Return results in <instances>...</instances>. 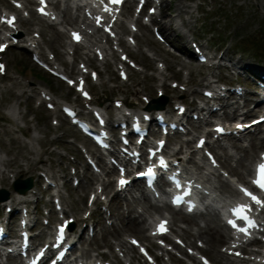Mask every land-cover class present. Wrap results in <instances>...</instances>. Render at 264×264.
<instances>
[{
    "label": "rangeland",
    "instance_id": "obj_1",
    "mask_svg": "<svg viewBox=\"0 0 264 264\" xmlns=\"http://www.w3.org/2000/svg\"><path fill=\"white\" fill-rule=\"evenodd\" d=\"M176 1L177 0H164L165 11L168 14V20L165 21L167 26L170 25V15L175 13ZM185 3L192 6L193 17L191 22H187L188 25L183 26L181 32H186L189 36L192 35L194 41H197L198 39L210 51L213 50L215 54L218 52L219 55L224 54L234 60L242 57V63L264 69V0H186ZM8 6H10V4H8ZM64 25H66V23H64ZM35 26L38 25L29 26V28L25 30V37H32L36 34L32 33ZM167 31L169 30L167 29ZM143 32L145 37L140 35L137 39L141 51H138L136 47L127 51L129 56L139 64L138 66L143 68V70L135 71L134 69L129 68V78L127 81L119 79L114 67L115 64L110 62L109 64L106 63L102 66H98L96 61H93L91 66H96L95 69L99 72V82L97 84L89 81V89L93 94L95 103H99V105H102L103 107L107 105V109H109L112 100L115 97L127 98V100L132 101L135 104H141V94H145L150 98L155 97L157 84L159 83L160 78L159 75L156 76L158 73L156 70L159 68L158 64L161 63L163 66L171 65L162 74V78H165V82L161 79L165 95L168 97L167 103L173 95H177V99L179 97L181 98L180 100H184L186 103L190 101L189 94H186L185 92L182 93L177 88L172 89L170 87L172 80L184 83L183 80L188 77L187 74L190 75L187 88L195 89L196 91H194L193 94L199 96L202 89L208 87L206 83L211 81L213 77L208 75L209 71L206 66L196 64L191 60L192 58L189 57L190 55L187 56V54H190L189 43L187 41L176 36L175 33L169 35V38L174 40V45L186 52V55H182L177 59V57L170 54L168 50H164L161 44L152 37L149 28L145 27ZM39 35L42 39L40 46L42 57L47 58V51L49 50H51V53L53 52L55 56L57 54L58 57L61 46L57 42L51 45L47 43L50 32H47L46 34L39 32ZM64 36L67 37V33H65ZM244 43L251 44L248 45V51L242 49L241 45ZM63 51H65V49ZM79 56L83 55L75 54L74 65H69L68 68H65L67 70L71 69V71L74 72V70H76V63H78V60L80 59ZM157 59H160L161 61H158ZM57 60L58 63L64 64L62 56ZM4 61L7 65V72L5 75L0 76V157H15L12 153H6L8 146L2 144V141L4 140L7 144L10 142L11 135L4 134L3 130L4 128L16 127L8 118L10 114L17 115V113H15L16 111L21 112L19 116L20 118L17 119V124L19 125V128H21V131L16 132L15 135L22 141L28 140L32 136H38L39 139L44 141V143L37 144V147L39 149H46V152L41 155L34 171L24 172L17 175L15 171L9 172L7 180L2 184L5 187L2 188L12 192V184L17 178L26 179L31 177L34 186L36 185L38 189L42 191L43 183H40L42 181H40V178L38 177L39 173L43 171L52 172L58 177L59 184L60 182L64 183L61 186V193L63 201L66 200L68 202L67 208L69 209V213L81 214L86 207V198L91 189H93L87 188L82 190L80 187L84 183V180L78 187H73L72 185L71 171L74 166V159L78 158L80 163L85 164V161L77 148V145H82L81 136L75 127L60 119V116H58L60 114L58 110H47L43 104L38 105L37 103L39 101L34 98L38 96L39 88L45 89L46 91L49 90L55 101L60 100L69 103L73 100L78 101V94L74 89L68 87L59 79L50 76L34 64L31 61L29 53L22 48H9L4 55ZM183 61L187 66L181 64ZM190 65H193V70H190ZM217 73H219V77H224L225 79L230 80L231 85L240 83L250 91V83L247 78L245 79L241 75L237 77L222 68L214 70L213 74L216 75ZM135 88L137 89V92L135 91ZM241 104H243L242 99H239V103H230L229 113L232 115L234 106H239ZM14 108L17 110L15 111ZM239 110H241V112L244 111L243 108ZM252 115L249 116V118L253 117ZM54 119L58 124L55 125ZM192 143L193 142H190L189 147ZM239 144L249 148V142L246 140H243ZM229 151L234 155V157L229 160V166L234 167L236 166V157H243V153L233 146L229 148ZM257 153L258 152H256V154ZM20 161L22 162L21 159ZM225 168H227V166H225ZM63 173L66 175V178L61 180ZM90 173H88L87 176H90ZM37 195L40 198V202L37 204L36 208H38L39 225H41V217H43L46 211H40V207H44V205L52 207L51 194L50 192H42ZM9 197L10 200L14 196L9 193ZM102 198L103 197L101 196L98 199L102 200ZM80 200H83V203H81ZM119 200L120 199L118 198L111 201V207H115L113 208V212L116 209L126 212V206L123 202L116 207V202ZM30 207L34 213L36 210L34 204L31 203ZM2 210L3 208H0V212H2ZM136 210L140 211L141 209L137 207ZM94 218H96V215ZM112 219L115 224L108 226L102 217L98 215L99 223H102V226H105V231L102 230L101 233L98 232L88 244L83 246L84 250L82 248V252L79 253L81 256L89 257L94 253H98L108 261H114L112 264H127L126 261L118 263L115 261V258L112 257L111 251L114 248V244L112 243L115 241L113 238H116L117 236L121 237L126 241L127 245H129L127 239L124 238L125 234L135 235L137 237H140L142 234L126 228L119 229L126 224L127 219L120 221L116 216H113ZM175 229L177 231L181 228L175 225ZM114 230H119V232L116 233ZM190 240L191 243L189 241L187 244H190V246H196L195 238L191 237ZM141 241L150 246L153 244V242L149 243L147 240ZM225 241L226 240L215 244L216 252L220 251V247ZM98 247L100 248L99 250H97ZM131 249L132 253L137 256L136 250L132 247ZM206 254L214 262L218 264L223 263L212 257L210 253ZM173 257L176 260L178 259L177 256ZM179 261L181 262L180 264H184L181 260ZM74 262H72V264H74ZM134 262L135 264L139 263L136 260H134Z\"/></svg>",
    "mask_w": 264,
    "mask_h": 264
},
{
    "label": "bare ground",
    "instance_id": "obj_2",
    "mask_svg": "<svg viewBox=\"0 0 264 264\" xmlns=\"http://www.w3.org/2000/svg\"><path fill=\"white\" fill-rule=\"evenodd\" d=\"M185 1L186 0H177L175 3V13L170 15L171 16V19H170L171 24L175 23V26H173V27L171 25L168 26V29L170 30V32H177L178 29H180L181 27L188 25L187 22H189V21L191 22V19L193 17L192 6L185 3ZM54 6L57 7L60 10V12H62V20L60 21V23H58V24H61V26H62L63 21L72 22V23L75 22L79 28H80L81 24H84L83 20L78 21V18H79L78 14L73 16L70 13L68 8L60 9L56 3ZM128 12H129V6H126V8L124 10V14H128ZM20 22H21V24L23 22H26L29 25L33 24L32 20L30 18H25V19L20 18ZM40 22L42 24L41 25L42 26L41 32L43 34L50 32L47 43L49 45H51V44L57 42L62 47L66 41L64 40L63 32L59 29H58V31L55 30L54 27H55V24H57V23L42 22V21H40ZM119 24H120L119 27L122 29V31L126 30V27L124 26L123 22H121ZM139 28H140V26H139ZM34 31H37V30H34ZM103 38L104 37H101L100 41H102ZM31 39L37 40L39 42V44H41L40 40H38L34 37H32ZM121 40L122 39L120 38V41ZM84 46H85V48H87L89 50L88 45H84ZM134 47H136V49L138 51H141L140 50L141 48H140L138 43ZM65 49L66 50L72 49V47L68 46ZM128 50H130V48ZM103 51H105V57H104L103 61L97 60L98 65H103L104 63H106L109 59L108 58L109 55L112 58L114 57L113 51L108 52L106 48H104ZM49 52H51V51H49ZM223 60H224V58H223ZM158 61H161V60L159 59ZM80 62L85 63L89 67L92 65L90 56H88L86 59L79 61L78 64ZM181 64L184 66H187V64L185 62H183ZM169 66H171V65H166L165 69H167ZM189 68H190V70L194 69L193 65H190ZM212 68H214V67H212ZM212 68H209V73H212ZM158 74L161 75L162 70H160ZM191 91L193 92V91H195V89H192ZM173 98H176V96ZM144 107H145V105H142V106H140V109H143ZM237 109L238 108H235V110H237ZM14 110L16 111L17 109L14 108ZM158 110H162V109H154V111H158ZM255 110H256V108H255ZM15 113H17V115L10 114L9 115L10 117L8 116V118L12 121L13 125L16 127L15 128L14 127L4 128V130H3L4 134L11 135L10 142H9V144H7L4 140L2 141V144H5V146L6 145L8 146L6 149V153H8V154L12 153L15 155V157H10V158L9 157H5V158L0 157V188L5 187L2 184L4 181L7 180V175H9V172L15 171L16 175H17V174H21L24 172L34 171L37 167V163L40 160L41 155L44 152H46V149H39L37 147V144H43L44 143V141L39 139L38 136H32L28 140L22 141L15 135L16 132L21 131V128H19V125L17 124V119L20 118L19 116H20L21 112L16 111ZM233 114H235V113L233 112ZM201 124H202L201 121L195 122L196 127H200ZM112 128L113 127H110L111 131L113 130ZM244 136H246V137H244V140L249 142V148H246L244 145L236 143V142L232 143V145L236 149L240 150L243 153V157H241V156L236 157V166H234V167L229 166V163H230L229 160H231L234 157V155L229 153L227 151V149L222 144H219L217 146V148H219V149L222 148V153H220V155H218L220 158L221 164L228 166L229 167L228 173H231L232 175L236 174V177H238L241 180L246 179L247 175L250 173V163L255 160V157L256 158L258 157V154L255 156L256 152L263 150V146H264V137L252 136L250 134L244 135ZM197 138H198V135L195 137V140H194L195 142H196ZM186 143H187V141H186ZM187 145H188V143H187ZM257 150H259V151H257ZM20 159L22 160V162L20 161ZM98 159L101 162L103 161L99 156H98ZM84 169H85V167H84ZM114 170H115L114 168L108 169L107 171H105V175L112 174L114 172ZM225 171H227V170H225ZM211 174H215V173L213 172ZM53 175H55V174H53ZM87 177L88 176H83L84 183L82 182L83 184L80 188L82 190H84V189L93 188L96 186L95 188L91 189V191L93 190L96 197L98 195V193H97V190L99 189L97 187L98 185H102L104 187V189L107 191L110 188V184H111L110 180L103 181L101 183V181H100L101 177L98 174H92V175L90 174L89 179ZM71 180H73V178H71ZM206 181H211L210 176H208V178H206ZM137 186H140L138 182L135 183V185H133V187L136 189H137ZM214 187H216V185H214ZM218 190L222 194L228 193L230 196L237 195L236 190L228 183L227 180H224V179H220V182L218 184ZM57 191H59V189H57ZM32 192H33V187L30 190H28L26 193H19V194L21 195V197H24L23 200L25 201L27 199V197L34 195V193H32ZM14 193H15V191H14ZM129 194H130V196L132 194V196H131L132 200L131 201H129L126 197L123 198L124 202H126V210L127 211L123 212V211H119V209H116L114 211V216H116L117 219H119L120 221L123 219H127L126 224L123 225L122 228H119V229L126 228L129 230H132L136 233L142 234L141 239L149 240L147 238L148 235L146 234V229L144 228L143 224H145L147 218L149 216H151L150 215L151 213L152 214H155L157 212L162 213L163 209L161 207H159L158 205L153 204L146 195L141 194V197L136 196L135 191L133 189L129 191ZM80 202L83 203V200H80ZM67 203L68 202L66 201V206L64 207L66 212H67L66 207L68 206ZM6 205L7 204H4V207ZM136 206H139L142 208V211L140 213H136ZM170 213H172L171 216L173 215L172 217L170 216V219L173 218L172 224H175L176 221H178L179 219L181 221L187 222V227L182 228L180 232H181V235L184 236L188 242L191 241L190 240L191 237H195V238H197V240L201 239L202 241H204V243H206L205 250L207 251V253H210L212 255V257H214L217 260H220V261L223 260L224 262L222 264H237L236 262L232 263L225 254L218 252V251L216 252L215 244L220 241L219 238L221 240H225L228 238V235H227V228L225 227L224 224L221 223L220 218L215 211H210V212H207L205 215L200 216V218H202V220L204 222V225H200L198 223L197 215H195V214L186 215V214H183L179 209H177L173 212H170ZM71 215H73V214H71ZM138 220H140V222ZM114 224H115V222H114ZM47 229H48V227L42 229L43 234L47 233ZM114 231L116 233L119 232V230H114ZM176 235L180 236L179 234H176ZM114 245H115V248L119 249V251L118 252L113 251V250L111 251L113 258L119 256V254H120L119 252H122L123 255L126 257V259H124V261L127 262L128 258L131 260L135 259V255L132 253V249L126 244V241L124 239L117 236L115 238ZM189 247H191V246L189 245ZM191 248H193V247H191ZM125 250H126V254H125ZM158 252H159V250H156V254H158ZM164 255H166V254L163 253L160 257L161 264H171V262L164 259V257H163ZM169 259H171L173 261L172 257H169ZM77 260H75V263H77ZM112 263H114V261H112ZM118 263H119V260H118ZM120 263H121V260H120ZM11 264H12V262H11ZM127 264H134V263H133V261H130Z\"/></svg>",
    "mask_w": 264,
    "mask_h": 264
},
{
    "label": "snow or ice",
    "instance_id": "obj_3",
    "mask_svg": "<svg viewBox=\"0 0 264 264\" xmlns=\"http://www.w3.org/2000/svg\"><path fill=\"white\" fill-rule=\"evenodd\" d=\"M122 2H123V0H110V3L117 4V5L118 4H121ZM41 3H44V0H41ZM39 11L41 12V14H46L43 8L39 9ZM150 11L151 12H154L155 9H150ZM14 21H15V17H13L11 20H6V21H2V22H5V23H7V24H9L11 26V25L14 24ZM73 37L77 41H79V39H80L79 34H76V33L73 34ZM4 47H6V45H0V51H2ZM82 67H83V65H82ZM2 68H3V66H0V69H2ZM68 82L70 84L73 83L72 81H68ZM80 90L83 91V88L81 87ZM84 95L87 96V93L85 92ZM50 107H51V105H50ZM237 127L240 128V127H243V126L242 125H237ZM218 131H222V129H218ZM162 143L163 142H161V144ZM202 145H203V141H201V146ZM153 155H154V153H153ZM210 158H211V156H210ZM212 162L215 163L214 160ZM160 166H161V168L167 167L166 163L162 159L160 160ZM139 175L146 176L147 178H149V180H152V179L155 178L156 173H155V170L154 169L149 168V169H147L146 172L140 173ZM257 177H258L257 180H254L253 183H255L257 185V187H259L262 191H264V164H261V165L258 166V169H257ZM126 183H127V181L125 179H121L119 181V184L121 186L126 185ZM176 187L177 188H180L181 185L179 183H177L176 184ZM242 191H244V194L247 195V196H249L256 204L261 205L262 207H264V201H261L260 199H258L251 192L247 191V189H243ZM185 194L188 195L190 193H185ZM182 199H183L182 197H179L178 196V197H176V200L174 201V203H180V202H182ZM244 207H247V210L248 211H251V207L250 206H244ZM189 210H191V207L189 208ZM241 219L246 220L250 225L252 224L251 221H248L247 220V216L246 215L244 217H242ZM229 223L232 224L233 227H237V225L235 224L234 221H229ZM166 224H167L166 221H162L157 226V232L156 233H153V234L155 235V234H164V233H166L168 231V229L166 227ZM64 227H65V225H62L59 228V232H60L61 235H63ZM239 230L241 232H245L247 234V229L246 228H239ZM132 243L133 244H136L137 246H139L138 245V242L135 241V240H132ZM161 243H163V242L161 241ZM141 250L143 251V249H141ZM236 255H239V253H236Z\"/></svg>",
    "mask_w": 264,
    "mask_h": 264
},
{
    "label": "water",
    "instance_id": "obj_4",
    "mask_svg": "<svg viewBox=\"0 0 264 264\" xmlns=\"http://www.w3.org/2000/svg\"><path fill=\"white\" fill-rule=\"evenodd\" d=\"M29 187L31 186L30 184L28 185ZM28 188V187H27ZM5 198V197H4ZM3 197H2V199H4Z\"/></svg>",
    "mask_w": 264,
    "mask_h": 264
}]
</instances>
